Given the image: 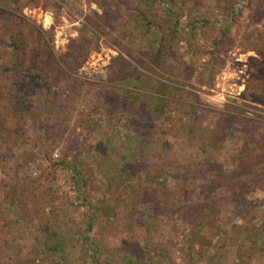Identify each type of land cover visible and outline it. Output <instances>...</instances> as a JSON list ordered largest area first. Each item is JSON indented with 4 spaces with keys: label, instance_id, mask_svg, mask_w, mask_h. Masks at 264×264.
Listing matches in <instances>:
<instances>
[{
    "label": "rangeland",
    "instance_id": "rangeland-1",
    "mask_svg": "<svg viewBox=\"0 0 264 264\" xmlns=\"http://www.w3.org/2000/svg\"><path fill=\"white\" fill-rule=\"evenodd\" d=\"M8 1L0 103L14 93L29 111L0 135V264H264V104L245 94L264 0ZM137 7L173 26L159 63ZM85 22L106 33L75 69ZM52 26L54 67L27 60L36 77L15 88L10 31ZM122 56L133 67L111 78Z\"/></svg>",
    "mask_w": 264,
    "mask_h": 264
},
{
    "label": "trees",
    "instance_id": "trees-1",
    "mask_svg": "<svg viewBox=\"0 0 264 264\" xmlns=\"http://www.w3.org/2000/svg\"><path fill=\"white\" fill-rule=\"evenodd\" d=\"M112 1L113 3L118 2V0ZM139 1L141 2V0ZM142 1L146 2L147 4L156 1L159 2L157 3L158 5H161L160 0ZM45 3L49 4L53 8H60V3L58 2V0H45ZM108 3L109 1H107L105 4L108 5ZM10 5L11 2H9L8 0H1L0 11H10ZM132 11L134 16L137 17L140 23L143 25V33L146 39L149 38L146 36V34L152 32V30L158 32L159 38H154L151 41L152 43H150V49L153 50L154 60L157 61L155 63H159V61L166 57V55L172 53V48L170 49V45L168 44V34L171 35L173 33V31H171V29H173V26L170 25L169 22H155L151 16L154 15V13H152L151 11V8L148 9L146 7L145 9H142L137 7L134 8V10ZM108 16L109 15L103 14L101 17L106 18ZM110 19L114 21L111 17ZM98 23L99 22L92 24L89 22H85L83 24L84 31L81 32V36L77 39L75 38L71 40L72 42L68 46L69 52L67 53V55L72 60V64L75 65H72L75 67V69L82 66V64L88 57L89 51L93 49V47L98 45L99 37L103 33H106V30L102 29V27L99 26ZM125 26L127 27V25ZM53 29V26L51 27L50 31L44 30L42 27H31L30 29L18 27L17 29H12L10 31L9 39L6 40L5 43L6 45L13 47L14 49L15 88L17 86H22L24 83L26 84L32 82L33 78L36 77V75L30 74V72L26 69L25 65L27 60L33 61L35 68L54 67L50 40L46 36V34H51L50 32ZM87 32L91 33V35H85V33L87 34ZM251 59L252 62L255 64L256 71L251 74V80L247 84L245 94L247 95V93H250L249 97H251L253 101L264 104V77L261 73H259L261 67L264 66V58L263 60H261V62H259V59L257 58ZM111 66L112 74L110 75L111 78H114L115 76H121V73L123 72L124 68H126V66L133 67V64H131L125 57L122 56L115 58ZM134 69H136L135 66ZM147 74L144 76L149 78ZM138 79H140V77ZM231 108H233L234 111H242L240 107L231 106ZM0 109H3V111L5 112V116L0 114V135L3 136L8 131L5 125L6 122L23 117L26 112L29 111V106L27 105V103H24L23 100H20V98H18L14 93H12L10 94V96L6 97L4 102L0 103ZM241 191L242 187L238 186L235 192L233 193V198L237 201L238 209H240V207L242 206L241 201H245V197L243 196ZM42 230L46 234L48 247H50V249H53L55 252L58 251L60 246L59 243L56 241L57 234L52 229L50 223H45L42 227ZM253 249V247H250V250Z\"/></svg>",
    "mask_w": 264,
    "mask_h": 264
}]
</instances>
